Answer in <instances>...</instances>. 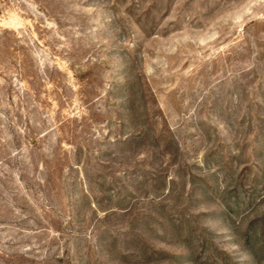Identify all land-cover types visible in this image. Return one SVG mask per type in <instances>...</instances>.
Instances as JSON below:
<instances>
[{
	"label": "rangeland",
	"instance_id": "374dc122",
	"mask_svg": "<svg viewBox=\"0 0 264 264\" xmlns=\"http://www.w3.org/2000/svg\"><path fill=\"white\" fill-rule=\"evenodd\" d=\"M0 264H264V0H0Z\"/></svg>",
	"mask_w": 264,
	"mask_h": 264
}]
</instances>
